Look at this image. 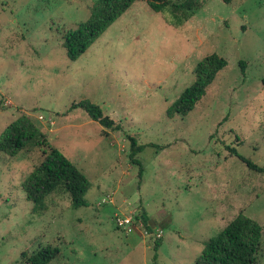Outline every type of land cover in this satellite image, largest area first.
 <instances>
[{"label": "rangeland", "instance_id": "1", "mask_svg": "<svg viewBox=\"0 0 264 264\" xmlns=\"http://www.w3.org/2000/svg\"><path fill=\"white\" fill-rule=\"evenodd\" d=\"M200 1L174 24L170 9L137 0L71 61L63 34L96 0H0V138L25 114L91 183L88 205L57 191L34 214L21 183L41 150L0 151V264L46 244L60 248L49 264H196L239 213L261 226L264 264V0ZM212 53L227 64L205 94L185 115L170 110ZM79 100L120 128L71 108ZM129 137L148 144L136 154L141 175ZM124 217L129 230L116 224Z\"/></svg>", "mask_w": 264, "mask_h": 264}, {"label": "trees", "instance_id": "2", "mask_svg": "<svg viewBox=\"0 0 264 264\" xmlns=\"http://www.w3.org/2000/svg\"><path fill=\"white\" fill-rule=\"evenodd\" d=\"M137 0H96L89 11V15L78 25L63 34L62 46L68 60H76L98 38V36L118 16L126 11ZM148 7L154 12L165 8L170 9L174 24H180L189 18L201 7L200 0H145ZM231 3L234 0H221ZM227 61L225 58L212 53L195 65L196 80L186 86L170 105V110L180 115L191 111L208 86L213 82L216 73L221 70ZM241 72L244 63L239 61ZM264 85V77L261 79ZM81 108L93 120L105 128L119 129V123L102 109L89 100H79L72 103L71 108ZM264 136V124L262 127ZM0 138V151L15 156L26 148H38L43 156L33 169L22 180L21 188L25 198L31 202L30 211L34 214L43 213L47 205V197L57 191L67 193L72 207L88 205L85 193L91 183L74 163L64 153L54 146L42 131L27 115L23 114L8 124ZM129 158L139 166V175L142 172L140 160L136 154L148 144H138L136 139L129 137ZM149 145H153L149 143ZM248 166H253L249 162ZM145 224L146 214L140 215ZM262 237L260 224L246 214L239 213L230 220L214 236L203 242L202 250L196 259V264H257V252ZM34 242V240L32 241ZM31 246V244H29ZM161 245V238L153 241V257L156 258L157 249ZM60 248L46 244L30 251L28 247L21 252L22 264H49L58 257Z\"/></svg>", "mask_w": 264, "mask_h": 264}, {"label": "built area", "instance_id": "3", "mask_svg": "<svg viewBox=\"0 0 264 264\" xmlns=\"http://www.w3.org/2000/svg\"><path fill=\"white\" fill-rule=\"evenodd\" d=\"M129 222H130V218L129 217H124V218L118 219L116 224L119 225V226H122L123 229L126 228V230H129L131 228L130 225H127Z\"/></svg>", "mask_w": 264, "mask_h": 264}]
</instances>
